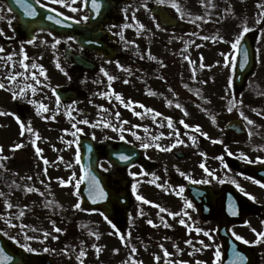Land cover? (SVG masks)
<instances>
[{
	"label": "rangeland",
	"instance_id": "obj_1",
	"mask_svg": "<svg viewBox=\"0 0 264 264\" xmlns=\"http://www.w3.org/2000/svg\"><path fill=\"white\" fill-rule=\"evenodd\" d=\"M177 2L184 11L189 13L185 19H181L172 7L163 6L187 27L185 31L176 28H157L156 21L150 23L151 16L147 14L148 11L142 5L155 4L156 0H132L123 9L122 23L114 28V35L121 49L120 56L108 67L104 66L98 69L95 77L92 78V82L98 87L92 88L87 85L88 87L84 88L86 91L84 98L57 105L56 100L49 92L51 87L61 85L64 80L68 82L70 77L73 84L79 82L82 84L86 79L81 73L75 74L69 64L64 65L59 50L56 51L52 48L53 42L47 35H41L37 40H34V43L26 46V50L31 54L29 58L43 67L47 79L40 77V79L43 78L45 86L42 90H38L34 96L29 89L25 95L15 99L16 105L19 107V114L11 113L9 116L13 115L14 118L18 116L25 125L31 122V128L35 133H38L40 139L36 140L34 146L31 141L35 139V136L27 131L21 136V128L18 125L20 123H16L17 119L10 118L6 116L7 114L0 115V146L3 149L0 156L8 157L3 161L8 164L5 166L8 169L0 173V192L6 194V196L0 197V217L11 218L12 223L28 227L23 230L20 227L11 228L4 219H0V231L10 239L14 237L15 239L12 240L15 243L19 241L17 244H26L35 249L34 252H28L32 262H35L39 253H44L51 256L55 264H80L76 257L83 248L87 253L82 258L84 264H127L131 247L134 246L137 249L135 256L139 257L137 261H142L143 264H157L155 256L161 257L159 264H179L181 261L185 264H197L198 257L202 252L210 251L214 247L213 243L204 240L195 231V228L202 229L203 223L200 221H186L187 225L191 226L190 231L188 227L180 225L178 221H170L166 213H161L160 215L165 217L167 224L171 225L165 227L161 223L160 216L157 215V208L143 203L139 205V209L144 214L140 215L138 221L131 219L118 223L117 228L120 234L130 232L129 229L134 224L137 225L139 237L137 240L130 238L127 241L128 246H125L117 235L111 234L116 229H113L95 210L86 211L82 208L80 210L73 208V205L79 202V196L74 194L77 191L73 187L75 180H73V184L63 186L59 182L60 179L68 181L74 175L76 179H79V165L76 162L78 155L76 137L79 133L93 137L96 142L105 139H118L122 134L128 142L137 141L140 145L141 142H150L153 145L159 143L167 146L173 142L175 136H169L172 129L167 127L165 117L172 118L175 128L180 132V137L186 142L176 148H180L182 151H186L188 148L194 153L192 157L205 151L207 145L211 144L213 140L220 141L217 138L225 136L234 138L233 135L223 136L221 134L224 132L226 122L233 118L240 119L247 128L246 134L235 144L255 141L253 150L256 154L254 156L264 157V93H261L262 87L264 88V21L260 24L255 23L259 12L262 11L257 5H264V0H212L215 7L207 6L208 0H204L203 4L201 0H177ZM225 9H230V11L225 12ZM197 16L205 17L207 22L204 20H198L196 23L190 22ZM245 23L254 29L248 33H251L255 40L256 68L248 76L244 88L236 92L233 88L234 72L224 66L226 61L224 55L221 54L227 55L235 64L236 52L231 48V42L239 35ZM125 25L128 26L125 27ZM139 25H143V29H140ZM139 35L143 38V43L147 41L145 38L152 41L147 50L155 55L156 59L152 60L155 66L140 65L135 61L132 62V59L129 62V57L136 58V36ZM205 36L209 39H202ZM213 37L216 39H212ZM124 47L125 49H123ZM13 53L17 54L18 52L14 50ZM185 56L194 63L190 64L189 60L184 58ZM13 62H16L15 68L12 67V62H8L7 66H5V61H3L4 65L0 64V81L6 85V88L0 89L2 113H8L10 106L13 105L12 91H19L27 84H35L30 76L28 79L19 76L16 82L9 83L6 77L10 73L23 72L19 62L15 59ZM57 62L63 71L57 68ZM117 62L122 67L118 66ZM26 63L32 64L33 62L27 59ZM193 68L196 69L195 80L192 79ZM101 69H104L114 79L111 82L103 80L104 74ZM29 71L39 73V69H30ZM230 79L232 80L231 85L229 84ZM146 80H150L149 83ZM125 81L128 82L125 83ZM201 81H206V83H201ZM160 82L161 88L157 85ZM106 84L107 88H105ZM185 84L188 85L187 88L184 87ZM196 89L199 90V95L193 91ZM103 93L105 98L102 102L100 98ZM115 94H120L125 102L136 101L145 105L146 108L161 113L162 116L157 117V120L161 121L164 126H158L152 120L151 113L144 114L142 118L136 116L133 108L141 113H144V109L139 108L138 105L125 107L115 99ZM7 95L10 96L7 97ZM29 99L43 102L48 106L49 111H41L40 114H37L38 105L28 103ZM170 99L173 101V106H169L167 103ZM229 99L242 100L243 103L229 113L227 111ZM180 101L187 103L188 116H184L180 109L174 107V104ZM180 104L182 105V103ZM70 108L72 109L71 115L75 117V120L66 115ZM183 108L185 109V107ZM82 109L89 112L81 113ZM203 109H207V111ZM240 111H243L254 122L253 125L249 126L240 117ZM116 113H119L118 119ZM46 114L52 115L55 119L41 118ZM212 115H215L216 123L212 122ZM83 119L89 120L90 123H79ZM181 119L189 125H200L201 131L207 133L210 139L197 134V143L193 146L188 136L185 135L190 130L179 124ZM123 121H128V123L123 124ZM58 122H60L59 125ZM74 122L78 128L82 129L75 137L71 135V132L75 131L72 128ZM105 123H110L118 129L123 127L125 131L123 133H120L119 130L113 131L112 127H105ZM93 125L96 126L93 127ZM133 125H141V127L135 128ZM66 128L69 129L68 132H65ZM145 128L148 129V132H145ZM249 130L253 133L251 137H249ZM132 132H136L141 139L136 140ZM119 133L120 135H118ZM161 133L164 136L159 141L153 140V137L159 136ZM72 141L74 142L68 143ZM15 144H22L23 147L13 149ZM214 144L212 143L211 146L213 147ZM36 147L42 149L39 156L35 152ZM143 150L149 159L157 160L164 165L170 164L165 151L160 152L155 146L143 148ZM41 156L49 161L47 165L44 164ZM60 157L63 159H59ZM68 164H71V167H68ZM45 168L47 169L46 175ZM128 171L129 174H137L135 176L131 174L132 192V185H136L135 197L142 195L150 201L156 197V193H159L156 190L157 184L162 185L163 181H166V178L170 176L168 170L164 168L152 167L139 170L133 166ZM152 174L159 177L155 183H150L153 180ZM29 176L32 177L31 180L27 179ZM26 185L34 186L39 189V192L25 191ZM247 186L253 193L256 192V196L260 195L258 192L260 188L256 184L248 183ZM40 192H43L44 195L41 196ZM5 200L11 202L14 207L8 209ZM46 201L54 203L51 207H45ZM135 206H138V202L135 203ZM21 210L25 212V215L20 219H15ZM149 219L159 226L153 227L147 224ZM53 222L63 231L54 232ZM255 223L257 221H253V224ZM33 228L37 231L33 232ZM255 228L257 232H261L256 225ZM90 231L98 233L100 238L97 240L94 236L89 235ZM5 232L8 234L5 235ZM45 232L50 233L46 239L44 238ZM25 233L37 237V239L27 240ZM255 235L253 231L247 230V234L243 237L250 241ZM52 236H57L58 239H53ZM187 240H191L192 245L185 243ZM199 241H203L204 244H209L211 247L202 248ZM93 244L101 248L99 254L92 247ZM161 245L163 248L160 247ZM257 245L259 250L264 251L262 241ZM117 248L119 249L118 253L113 251ZM45 249L49 250L45 251ZM65 249L68 250L67 254H65ZM164 249L171 254L167 258L162 254ZM195 249L201 250L196 251ZM109 260L111 261L109 262Z\"/></svg>",
	"mask_w": 264,
	"mask_h": 264
},
{
	"label": "flooded vegetation",
	"instance_id": "obj_2",
	"mask_svg": "<svg viewBox=\"0 0 264 264\" xmlns=\"http://www.w3.org/2000/svg\"><path fill=\"white\" fill-rule=\"evenodd\" d=\"M28 1L30 2L31 0H21V3L17 4L15 0H0V16L4 17L3 19H0V30H2V34H0V47L4 49L3 52H0V56H5L6 52L11 53L14 50H22L25 46L30 44L28 43L29 38H27L22 31L17 30L18 13L15 10L16 8H12L13 6L24 8L29 5ZM33 1L36 3V0ZM41 3L47 4V9L49 10L55 8L56 13H64L62 20L65 21L63 24H59L58 34L53 35L51 33L50 35V32L40 30L36 31L31 39L34 40L37 35L43 34L47 35L52 42H54V37L59 38L61 43L57 45V48L62 56V59L65 58V53L74 54L80 51V47L77 44V26H81V32L84 31L88 34L93 33L95 29L102 32L110 27V23L106 22V20L98 25L90 23L89 21H82L84 16H89L87 10L84 8L83 0H77L76 4L73 5L80 9L77 12H71L63 5L53 4L51 3V0H41ZM8 9H11V11ZM9 21H11V24H9ZM66 21L70 24L66 23ZM77 21L81 22L77 23ZM74 24L76 25L74 26ZM69 36L74 37V39L68 40L67 38ZM110 42L113 45H116V40H114L113 37H111ZM82 53H84L87 58H91L97 63L105 60L102 56H99L91 51H82ZM74 71L75 74L78 72L83 73V71H79L78 69H75ZM83 74L85 75L86 73ZM220 141L223 143H215L213 147L211 146L213 142L208 144L210 147L207 145L205 151H202L203 153H206V156L204 157L200 154L192 157L194 153L188 150V148L186 151L176 148L166 152V155L169 158L168 162L170 163L168 165L160 164L158 161L153 159L149 160L152 167H155L156 169L164 168L165 170H168L170 175L169 178H166V181H163L162 188H156L157 192L160 194L156 193L155 202L160 205L162 204L163 207L167 208L171 212L182 213L183 211H186L188 213L187 216L181 215L177 216L175 219L167 216L169 220L179 221V219L183 218L185 221H200L203 223L202 230L210 233L212 238L209 239L207 236H205V238H207L209 242L213 243L214 247L209 252L205 251V253H202L198 257V261L203 262V264H232V261L236 258L237 252H231L230 258H227L224 261L222 260V248L216 235V225L218 221L235 222L228 225V232L232 236H234L232 233L235 232L237 235L241 234L243 237L247 234V230L252 231V229L255 228V225L257 226V229L264 232V188L257 185L260 188L258 191L260 192V195L257 194V196L256 192L253 193L251 188L248 189L249 187L247 184L253 182L252 180L245 178L251 176H248L243 172V165L247 161L240 157L241 152L246 155L248 150L236 147L233 144L235 141H238V139L225 138ZM244 151H246V153ZM227 152L232 153L237 162L227 164L225 162V157L228 154ZM217 157H222V159H217ZM201 162H204L205 166L214 172L215 178L208 176L204 170L199 167ZM225 164L228 165L227 168L224 167ZM104 169H107L106 172L111 174V168L107 163H105ZM177 169L184 172L185 176H181L177 172ZM186 177H190V179ZM204 180H208L210 183H195V181ZM130 184L131 177L128 180L129 189ZM181 185L185 190L178 196L172 192V189ZM190 185L197 186L199 189H196L197 191L192 190L189 187ZM237 185H240L245 191L255 196L256 200L253 201L245 196L239 188H237ZM200 188L204 189L201 190ZM186 201L191 202L192 207H186ZM136 210L137 207L135 204L132 206L130 205L127 209H120L115 214L112 221L121 222L129 221L131 219L138 221L141 216L140 211ZM233 211L237 214L233 215ZM253 221H257V223L253 224ZM256 239L257 236L255 235L253 239H250V242L255 241ZM262 243L264 245V241H262ZM247 245L249 250H252L255 255L253 258L252 252H243V256L246 259L241 261V264L252 263V258V264H264V251L259 250L258 245L255 243H248ZM217 249L221 252V259L219 262H216L214 258V253ZM138 258V256H135L136 260H138Z\"/></svg>",
	"mask_w": 264,
	"mask_h": 264
},
{
	"label": "snow or ice",
	"instance_id": "obj_3",
	"mask_svg": "<svg viewBox=\"0 0 264 264\" xmlns=\"http://www.w3.org/2000/svg\"><path fill=\"white\" fill-rule=\"evenodd\" d=\"M15 2L17 4H20L21 3V0H15ZM77 2V0H51V3L53 4H60V5H63L65 8H68L71 12H77L79 11L80 9L78 7H75L73 5H75ZM156 3L158 5H168L170 7H172L173 9H175V11L177 12V14L180 16L181 19H185L186 17L189 16V13H187L186 11H184L181 6L179 5V3L177 2V0H156ZM201 3L203 4L204 3V0H201ZM36 4L40 5L41 7L43 8H48V5L47 4H42L41 3V0H36ZM83 4L85 7H90L91 8V11L93 13L94 16H98L100 14V10L102 8V0H83ZM207 6H212V7H215L214 4H212V0H208V5ZM142 7H144L145 9H147V5H142ZM258 8H261L262 11L259 12L258 14V18L256 19L255 23L256 24H260L262 21H264V5L262 4H258L257 5ZM9 11H11V9H8ZM50 11H53V12H56V9L53 8V9H50ZM230 11V9H225V12H228ZM24 14L26 16H29V17H35L37 15V11L34 7H32L31 5H27L26 7H24ZM57 16H60V17H63L64 16V13L62 12H59L57 13ZM57 16H52V15H48L46 18L50 21H54L56 24H63L64 21L62 19H59L57 18ZM4 17L0 16V19H3ZM210 18V17H209ZM90 19L89 16H84L82 18V21H88ZM133 19H135V16H133ZM198 20H204L205 22H207V20L205 19V17H201V16H197L195 17L194 19L190 20V22L192 23H196V21ZM81 21H77V23H79ZM9 24H11V21H9ZM128 25H125V27H127ZM143 25H139V28L140 29H143ZM157 28L160 27L159 24L156 25ZM254 29L250 28L247 26V24L245 23L244 26L242 27V30L241 32L239 33V35L236 36V38L234 39V41L231 42V48L237 53L239 54V51H240V48H241V43H242V40L244 39L245 35L250 32V31H253ZM0 34H2V30H0ZM51 35V33H50ZM123 38V37H122ZM68 40H73L74 37H71L69 36L67 38ZM202 39H209V37L205 36V37H202ZM212 39H216L215 37H213ZM220 39H223L222 37H220ZM54 42L52 43V48H56V46L58 44L61 43V40L59 38H56L54 37L53 38ZM28 43H34V40L30 39L28 41ZM89 43H91V41H89ZM131 43V42H129ZM4 49L2 47H0V52H3ZM221 55H224L225 57V67H229L230 70L232 72H235V68H236V65L233 63L232 60H230V58L225 55V54H221ZM143 58V57H142ZM147 58L150 59V60H155L156 57L152 56L150 54V52L148 53L147 55ZM186 60H189V58L187 56L184 57ZM28 57L25 55L23 57V59H21L19 61V66L23 69V72H13V73H10L6 79L9 80V83H13V82H16L17 81V77L19 76H24L25 79H28V76L31 77V79L33 81H35V84H27L25 87H22L19 89V91H12V96H13V99H18L20 98L21 96L25 95L26 91L27 90H31V93L33 94V96L36 94V92L38 90H42V88L45 86L43 81L40 79V77H44V79H47L46 77V74H45V70L43 69L42 66H39L35 63H32V64H28L26 63ZM0 60H3L5 61V66L8 65V62H12V67L15 68L16 66V62H13V57H12V54H9L7 55L6 57L4 56H0ZM243 60H244V63H247V60H248V51L246 48L243 49ZM189 63L192 64L194 63L193 61L189 60ZM118 66L119 65V62H117ZM57 68H60L61 71H63V68H61L60 64L57 62ZM122 67V66H120ZM201 67H204L203 65H201ZM36 70V69H39V73L37 74L36 71H29V70ZM101 71L104 73V75L107 77L108 81L111 82L114 77L109 75L107 72L104 71V69H101ZM196 69L193 68L192 69V79L195 80L196 79ZM128 81H125V83H127ZM201 83H206V81H201ZM232 83V80L230 79L229 80V84L231 85ZM110 86V84H109ZM185 88L188 87L187 84L184 85ZM6 88V85L0 81V89H4ZM9 91H11V89H8ZM195 91V93L197 95H199V90L196 89V90H193ZM53 92H55V90H53ZM148 94H152V93H148ZM115 99L117 101H119L121 104H124L125 107H128L129 105H138L139 108L141 109H144V113H141L139 111H135V108H133V112L136 116L138 117H143L144 114H147V113H151L152 114V120L154 122H156L158 124V126H161L163 127V123L159 120H157V117H160L162 116L161 113L157 112L156 110L154 109H151V108H146L145 105L143 104H140L139 102H136V101H127L125 102L124 99L122 98V96L120 94H115ZM207 102V101H206ZM28 103L30 104H33V105H38L37 107V114H40L41 111L43 112H48L49 109H48V106L45 105L43 102H39V101H36L34 99H29L28 100ZM56 103L57 105H59L60 103V100H59V97H57L56 99ZM168 105L169 106H173V101L169 100L168 102ZM243 101L242 100H237V99H229L228 100V107H227V111L229 113H231L233 111L234 108H238V105H242ZM174 107L177 108V109H180L182 112H183V115L184 116H188L189 113L187 112L186 109L183 108V106L180 104V103H175L174 104ZM204 111H207V109H203ZM253 111H255V109H253ZM72 113V109L70 108L69 111L66 113V115H68L71 119L75 120V117H72L71 115ZM8 113H0V115H6ZM258 115L260 113H257ZM239 115L240 117L246 121V123L251 126L253 125V121L251 119L248 118V116H246L244 114L243 111H240L239 112ZM116 117L117 119L119 118V113H116ZM51 119H54L55 117H50ZM17 121L20 123V128H21V136H23L25 134V131H27L28 133L32 134L35 136V139H33L31 141V143L35 146L36 144V140L40 139L38 133H35L33 131V129L31 128V122H28L27 125H25L24 122L20 121V118L17 116L16 117ZM166 121H167V127L172 129V132L169 134V136H175V139L173 140V142L167 146H163L159 143H155V145H153L152 143L150 142H141V147L144 148V149H147L149 147H152V146H155L157 149H159L160 151H171L172 149L176 148L178 145H181V144H185L186 142L180 137V132L178 129L175 128L174 126V122L172 120L171 117H165L164 118ZM211 119H212V122L213 123H216V117L215 115H212L211 116ZM79 123H82V124H89L90 121L87 120V119H83V120H80ZM128 121H123V124H127ZM179 124L183 125V127L185 129H189L190 131L189 132H186L185 135L188 136V139L191 141L192 145L195 146L196 143H197V134L200 135V136H204L206 138H209L208 137V134L207 133H204L201 131V126L200 125H189L187 124L183 119H181L179 121ZM96 125H93V127H95ZM105 127H112L113 128V131H117L119 130L121 133H123V131H125V129H123V127H120L119 129L110 124V123H105L104 124ZM133 127L135 128H139L141 127V125H133ZM72 128L75 129V131H72L71 132V135L73 137H75L77 135V133L81 132L82 129L78 128L76 123L74 122L72 124ZM145 132H148V129L145 128L144 129ZM128 131H131V129H128ZM65 132H68V130L66 129ZM132 135L135 136L136 140H140L141 137L139 135H137L136 132H132ZM253 135V133L251 132V130H249V137H251ZM164 136L163 133H161L159 136H156V137H153V140L155 141H159V139H161L162 137ZM120 139L123 140L125 139V137L121 134L120 135ZM74 141L72 142H68L69 144L73 143ZM213 143H223L222 141H215L213 140L212 141ZM23 147L22 144H15L13 146V149H18V148H21ZM3 149L2 147H0V152H2ZM35 152L36 154L39 156L40 153L42 152V149H40L39 147H36L35 148ZM202 157L206 156V153H203V152H200L199 153ZM229 155H232V153L229 152ZM240 157L245 159L248 163H264V157H257L255 161H253L252 159H250L249 157H247L243 152L240 153ZM8 157L6 156H0V168H5V165L3 163V161L7 160ZM41 159H43L44 161V164L47 165L49 163V161L45 158H43L41 156ZM59 159H63L62 157H60ZM118 159L120 161H124V162H127L131 159V156L128 155V154H124V153H119L118 154ZM217 159H222V157H217ZM76 162L79 163L80 162V156L79 154L77 155V158H76ZM68 167H71V164H68L67 165ZM199 167L201 169L204 170V172L208 175V176H211V177H214V172L210 169H208L206 166H205V163L204 162H201ZM225 168L228 167L227 164L224 165ZM105 171H107V169H104ZM45 175L47 174V169L45 168ZM177 172L181 175V176H185V173L180 171L179 169H177ZM81 176L79 177V179H76L75 175L70 178L68 181H65L63 179H60L59 182L60 184L63 186L65 184H73V180H75V183L73 184V187L77 190L74 194L79 196V188H80V184L83 183L84 181H88V185H89V188H88V191H89V198L92 200L93 203H96L97 202V197L100 198V199H104L106 198V193L103 189V187L100 185V181L97 179L96 175L94 174L93 170H92V166L91 164H89V166L87 168H82L81 169ZM133 176L137 175L136 173H131ZM147 174V173H145ZM153 175V180L150 181V183H155L156 180L159 179V177H156L155 174H152ZM188 179H190V177H186ZM215 178V177H214ZM246 179H249V180H252L253 183H255L256 185L260 186L261 188H264V181L260 180V179H255L253 177H245ZM28 180H31L32 177L29 176L27 177ZM59 179V178H58ZM223 182V181H221ZM41 183H43V181H41ZM195 183H210V181L208 180H204V181H195ZM17 187H19V185H17ZM157 187H163V185H160V184H157ZM237 188H239V190L245 195L247 196L249 199L255 201L256 200V197L253 196L252 194L248 193L247 191H245L240 185H237ZM132 190L133 192L136 191V185L133 184L132 185ZM184 187L181 185V186H177V187H174L172 189V192L176 195H181L183 192H184ZM25 191L31 193V192H39V189L35 188L34 186H25ZM41 196L44 195L43 192H40L39 193ZM3 196H6V194L4 192H0V197H3ZM136 199L137 201L139 202H142L143 204H150L152 206H154L155 208L158 209V213L157 215L160 216L161 213H166L167 216H170L172 217L173 219H175L177 216H187L188 213L186 211H183L182 213L181 212H171L169 211L167 208L161 206L159 203H155L153 201H150L148 199H146L144 196L142 195H136ZM54 202L52 201H46L45 202V207H51L52 204ZM5 204H6V207L8 209H11L14 207V205L5 200ZM186 207H192V204L191 202H187L186 201ZM73 208L76 209V210H80L81 209V204L79 202L75 203L73 205ZM143 211L141 210L140 211V215H143ZM233 215H236L237 213L235 211L232 212ZM25 215V212L23 210L19 211V213L16 215L15 219H20L21 217H23ZM101 216L104 217V219L112 226L113 229H116L117 226L109 219V217L101 212L100 213ZM0 219H4L5 220V223L8 224L9 227L11 228H16V227H20L21 230H23L24 228L28 227L27 225H17V224H14L12 223V220L11 218H6V217H0ZM160 220H161V223L165 226V227H170L171 225L167 224L166 220H165V217L164 216H160ZM178 223L180 225H183L185 227H188L189 230L191 231V226L187 225L185 219L181 218L179 219ZM147 224L153 226V227H158L159 225H156L153 220L149 219L147 220ZM33 232L37 231V229L33 228L32 229ZM53 231L56 232V233H59V232H62L63 230L59 227H56L55 226V223L53 222ZM195 231L197 233H200L202 232L203 230L200 229V228H195ZM252 231L256 234L257 236V239L255 241H248L247 239H245L244 237L240 236V235H237L235 232H233L232 234L235 236V239L238 240V241H242L243 243L245 244H248V243H255V244H259L261 243V241H264V232H257V230L255 228L252 229ZM5 235H7L8 233L5 232L4 233ZM111 234H114V235H117L118 238L120 239L121 243L125 244V246H128L127 244V241L130 240L131 238V233L128 232V233H125V234H120L119 230L117 229L114 233H111ZM50 235V233L48 232H45L44 233V238L46 239L48 236ZM89 235L91 236H94L97 240L100 238L99 237V234L96 233V232H89ZM203 235L209 237V239H211V235L209 232L207 231H203ZM53 239H58L57 236H52ZM12 239H15L14 237H12ZM25 239L27 240H32V239H37V237H34V236H29L25 233ZM17 243H19V241H17ZM185 243L189 244V245H192V241L191 240H187L185 241ZM199 243L201 244L202 248H208V247H211V245L209 244H204L203 241H199ZM21 248H23L25 251L27 252H34L36 251L35 249H33L31 246L29 245H26V244H21L20 245ZM92 247L95 249L96 253L99 254L100 251H101V248L99 246H97L96 244H93ZM161 248H163V245L160 246ZM49 249H45V251H48ZM196 251H199L201 249H195ZM65 251V254H67V249L64 250ZM114 252H119V249H113ZM137 252V249L133 246L131 247V250H130V255H129V260L127 262V264H143L142 261H137L135 259V253ZM86 251L81 248V250L79 251V254L78 256L76 257V259L80 262V264H84V260L82 259L83 257L86 256ZM171 254L168 253V251L166 249H164V256L167 258L168 256H170ZM214 258H215V261L216 262H219L220 259H221V252L219 249H217L214 253ZM155 261L157 262V264H159V261L161 259L160 256H155L154 257ZM246 258L243 256V254L237 252L236 253V258L232 261V264H241V261L245 260ZM14 260V257H12L11 255H7V254H4V250L3 249H0V264H9V262H12ZM179 264H185V262L181 261L179 262ZM197 264H203V262H200L198 261Z\"/></svg>",
	"mask_w": 264,
	"mask_h": 264
},
{
	"label": "water",
	"instance_id": "obj_4",
	"mask_svg": "<svg viewBox=\"0 0 264 264\" xmlns=\"http://www.w3.org/2000/svg\"><path fill=\"white\" fill-rule=\"evenodd\" d=\"M126 1V0H124ZM114 1H110V6L109 9L112 11V5ZM90 8V7H89ZM154 14H157L159 17V21L162 25H175L177 21L172 18L162 7L160 6H154L151 10ZM107 10L103 7L101 10V13H105ZM31 19V22H34V26H40V27H47V20L43 16L40 15L39 18L34 19V17H29ZM44 18V19H43ZM44 22V23H43ZM84 45L87 48L98 50L101 52H107V48L97 42L98 41V35H95L93 40L90 39L91 43H89V40L84 38ZM246 48L248 51V60L247 63H244L243 60V49ZM109 51V50H108ZM108 54V53H107ZM109 57H114L115 53L111 51L108 55ZM255 67V51H254V44H253V39L251 35L247 34L245 35L244 39L242 40L241 43V48L239 51V54H237V62H236V68H235V76H234V85L236 89H240L249 73L253 71ZM73 91H70V89H58L57 93H61L60 97L63 99L66 98H72L77 96L76 93ZM228 129H232L237 134H240L243 132V127L240 121L234 120L228 125ZM90 143L89 139H81V169L82 168H87L89 164L92 166V170L94 174L96 175L97 179L100 181V185L103 187L105 193H106V198L100 199L97 197V202L93 203L92 200L89 198V185L88 181H84L81 183L80 187V193H81V203L84 208H93V207H101L103 210L107 209V205L110 203L112 198L114 197V193L116 190L110 188V186L107 183V180L105 176L101 175L97 169H96V160L98 157L103 156L106 159H108L110 162L114 163L115 165H120L119 163H123L124 161H120L118 159V154L119 153H124L128 154L131 156L130 160L134 159V149H130L129 147H126L125 145H117L113 143L109 144H102L99 146H90L87 143ZM129 160V161H130ZM127 161V162H129ZM248 173H250L253 176L260 177L261 173L259 172L258 169H251L248 168L247 170ZM230 221H220V226L223 228H226L227 224H229ZM220 233V230H218ZM221 242L223 245L224 252H229L232 249H236L239 251V253L243 254V251L246 253V248L243 246H239L238 244L236 245V240L233 239L231 236H229L227 233L224 232V230H221ZM224 233V234H223ZM236 245V246H235ZM0 249L4 250V254L11 255L14 257V260L12 262H9V264H23L26 256L22 250L19 248H16L13 246L9 241L5 240L0 236ZM39 264H52V261L49 257L40 255ZM251 264V263H249Z\"/></svg>",
	"mask_w": 264,
	"mask_h": 264
}]
</instances>
